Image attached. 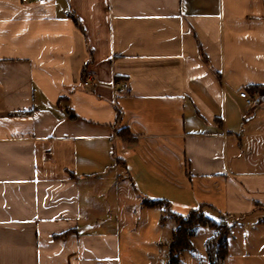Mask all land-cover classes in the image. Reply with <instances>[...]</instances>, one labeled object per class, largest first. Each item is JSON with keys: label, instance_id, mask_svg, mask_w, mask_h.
Returning <instances> with one entry per match:
<instances>
[{"label": "crops", "instance_id": "obj_1", "mask_svg": "<svg viewBox=\"0 0 264 264\" xmlns=\"http://www.w3.org/2000/svg\"><path fill=\"white\" fill-rule=\"evenodd\" d=\"M146 199L264 264V0H0V264H170Z\"/></svg>", "mask_w": 264, "mask_h": 264}, {"label": "trees", "instance_id": "obj_2", "mask_svg": "<svg viewBox=\"0 0 264 264\" xmlns=\"http://www.w3.org/2000/svg\"><path fill=\"white\" fill-rule=\"evenodd\" d=\"M74 18V17H73ZM75 23L78 25V20L74 18ZM85 78V74L83 75ZM262 85H254L251 87V93L258 90ZM74 117V115L72 116ZM123 129L119 130V133ZM145 202L151 206H158L166 210L175 222V227L172 230V235L169 241L168 260L170 264H174L178 258V252L181 249L194 250V247L189 239L193 229L198 226L208 227L215 231L205 241L206 257L209 264H223L224 258L228 254V242L230 237V229L224 220H214L203 214L200 208L189 211L186 215L175 213L169 209V203L164 199L150 200L146 199ZM166 216H162L164 219Z\"/></svg>", "mask_w": 264, "mask_h": 264}, {"label": "rangeland", "instance_id": "obj_3", "mask_svg": "<svg viewBox=\"0 0 264 264\" xmlns=\"http://www.w3.org/2000/svg\"><path fill=\"white\" fill-rule=\"evenodd\" d=\"M179 214H181V213H179ZM187 213H185V214H182V215H186ZM164 216H166L167 218H169V214H168V212L167 211H165L164 212ZM206 216H208V217H210V218H213V219H215V220H218L217 218L218 217H215V216H213L211 213H208V215H206ZM169 223H171V225H173V221L172 222H169ZM158 232H159V228H158ZM214 233H215V231H214ZM193 241H195L196 242V244H197V246L199 245V243H198V239L197 238H194V240ZM202 246V245H201ZM162 250H161V252H160V254L158 253V260L161 262H163V263H165V262H167V263H169V260H168V255H164L163 254V249H165V248H163V246H162V248H161ZM187 253H189V252H185V254H184V256H181V258H180V264H192V263H194V262H192V258H191V254H188L187 255ZM195 257L198 259V263L196 262V263H194V264H202V262H204L205 264L207 263V257L205 258V255H204V252L203 251H199V252H197L196 253V255H195ZM202 257H204L205 259H203ZM196 258H194V259H196ZM202 258V259H201Z\"/></svg>", "mask_w": 264, "mask_h": 264}, {"label": "built area", "instance_id": "obj_4", "mask_svg": "<svg viewBox=\"0 0 264 264\" xmlns=\"http://www.w3.org/2000/svg\"><path fill=\"white\" fill-rule=\"evenodd\" d=\"M89 81L90 79L87 78V80L84 81V83L87 84ZM238 95L244 101L246 112L251 111L252 109L262 105L263 103V98L258 92L249 93L245 89H241L239 90Z\"/></svg>", "mask_w": 264, "mask_h": 264}]
</instances>
